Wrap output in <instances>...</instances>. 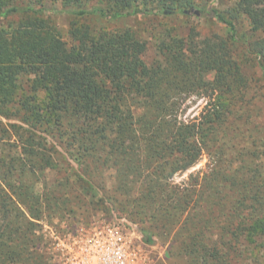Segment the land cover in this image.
Returning a JSON list of instances; mask_svg holds the SVG:
<instances>
[{
  "label": "trees",
  "instance_id": "trees-1",
  "mask_svg": "<svg viewBox=\"0 0 264 264\" xmlns=\"http://www.w3.org/2000/svg\"><path fill=\"white\" fill-rule=\"evenodd\" d=\"M48 1L60 3L75 20L205 15L225 24L229 33L205 42L198 34L167 35L160 44L161 59L148 66L142 58L147 43L132 29L95 33L74 20L72 44L64 41L45 17L52 9L36 8ZM217 1L0 0V116L17 117L27 126L11 124L26 148L23 166L50 165L44 152L38 158V149H47L42 138L36 140L35 133L42 132L68 136L65 146L91 159L96 169L113 166L120 176L139 180L149 172L140 208L155 209L168 229L182 219L172 245L174 258L187 256L185 264H264V160L249 142L240 151L234 143L237 133L253 135L248 127L253 122L245 118L255 116L242 91L246 76L235 43L244 41L248 53L258 58L264 84V37L254 43L239 37L238 23L244 17L253 32L264 34V0H239V7L227 11L213 6ZM211 73L213 81L207 79ZM20 79L24 84L18 85ZM192 95L208 101L200 116L187 121L182 101ZM232 152L237 156L228 157ZM205 153L211 173L195 178L189 188L167 190L165 182L195 166ZM28 188L1 180L0 264L50 261L38 252L25 214L37 217L33 213L45 201ZM206 196L212 198L210 213L202 203ZM142 233L146 243L153 242Z\"/></svg>",
  "mask_w": 264,
  "mask_h": 264
},
{
  "label": "rangeland",
  "instance_id": "rangeland-1",
  "mask_svg": "<svg viewBox=\"0 0 264 264\" xmlns=\"http://www.w3.org/2000/svg\"><path fill=\"white\" fill-rule=\"evenodd\" d=\"M42 6L52 9V13L46 12L45 17H48L52 27L56 29L63 40L72 44L69 30L75 17L65 11L60 3L52 5L48 1L37 5L36 8ZM213 6L227 11L230 8L239 7L240 1L219 0ZM75 21L88 25L95 33L102 29H132L136 31L147 43V50L142 58L148 66L161 59L160 44L168 39L167 35L188 38L193 34H198L199 41L205 42L214 34L226 37L229 33L225 24L205 15L200 18L196 16L185 18L181 15L175 17L139 16L114 21L87 16ZM238 31L239 37L246 35L248 40L253 43L261 41L264 37L261 32H253L244 17L240 18ZM247 49V44L244 41L234 44L235 56L241 63L242 72L246 76L244 86L241 85L244 88L242 91L246 93V98L252 106L251 110H254L255 114V116L249 115L245 119L253 122L252 126L248 125V127L254 133L253 135L245 131V135L237 133L234 143L239 144L236 151H240L244 144L249 142V146H252L253 150L258 153L260 160H264V84L260 82L261 71L258 66V58L248 53ZM214 76L215 74L211 73L207 79L213 81ZM22 84L24 81L20 79L18 85ZM39 97L41 101H44L46 94L41 91ZM207 101L208 99L203 96H188L182 101V107H186L183 118L188 121L200 116ZM16 109L15 105L11 106V111ZM11 124L27 128L17 117L0 116V183L1 180H4L10 185L28 186V191L33 196L41 197L42 202L45 201L44 206L37 205L36 209L38 210L33 213L37 214V217L31 218L27 212L25 214L31 222L29 228L32 236L39 244L38 252L41 251L50 258V261L47 260L48 264H58V262L53 258L54 256L47 246L49 239L45 238L42 224L47 223L64 231L73 228L77 222H120L127 228L135 226L142 234V242L153 247L154 264H185L187 262L188 258L185 255L174 258L172 250L175 234L180 232L182 226V219H175L168 229L158 219L159 214L155 212V209L152 211L146 207L140 208V206H145L144 195L148 184H144V181L149 172H144L139 180L132 175L130 177L120 176L117 168L113 166L105 165L96 169L94 167L96 163L93 164L91 159L86 161L87 159L81 154L65 146L68 136L59 138L56 134L42 132L35 133L36 140L42 138V144L47 145V149L44 150L40 147L37 151L40 153L38 158L41 159L43 157L41 153L44 152L51 158L50 165L47 166L44 161L43 166H39L40 168L23 166L27 156L26 148L15 135ZM257 125L261 127L256 128ZM247 135L248 137L245 138L244 136ZM232 156L236 157L237 154L229 153L228 157L233 158ZM145 159H149V157L147 156ZM209 165H211L209 156L205 153L195 166L186 171L175 173L168 182H165L168 186L167 190L172 187H178L179 190L189 188L194 184L195 178L200 180L206 174L211 173ZM152 178L155 179L153 176ZM49 193L52 195L46 196ZM204 200L203 207L208 209L212 198L206 196ZM207 211L210 213L212 208ZM6 212L7 210L4 211L5 214ZM21 212L24 216L23 208ZM213 214L217 216L216 212ZM220 219L224 223L226 217L221 216ZM152 224L155 227H150ZM143 231L152 236V243L145 242ZM217 232V230L214 231L215 234ZM216 238L214 235V239Z\"/></svg>",
  "mask_w": 264,
  "mask_h": 264
},
{
  "label": "built area",
  "instance_id": "built-area-1",
  "mask_svg": "<svg viewBox=\"0 0 264 264\" xmlns=\"http://www.w3.org/2000/svg\"><path fill=\"white\" fill-rule=\"evenodd\" d=\"M42 225L49 239L47 246L58 264H154L153 247L142 242L135 226L77 222L63 231L47 223Z\"/></svg>",
  "mask_w": 264,
  "mask_h": 264
},
{
  "label": "water",
  "instance_id": "water-1",
  "mask_svg": "<svg viewBox=\"0 0 264 264\" xmlns=\"http://www.w3.org/2000/svg\"><path fill=\"white\" fill-rule=\"evenodd\" d=\"M189 13H192V12H189ZM193 13L195 14V15H199V11H197V10H195V11H193Z\"/></svg>",
  "mask_w": 264,
  "mask_h": 264
}]
</instances>
